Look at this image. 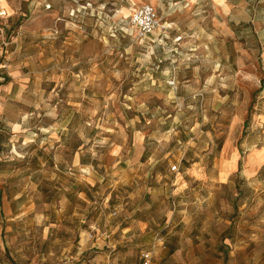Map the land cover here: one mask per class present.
Returning a JSON list of instances; mask_svg holds the SVG:
<instances>
[{"label": "rangeland", "instance_id": "obj_1", "mask_svg": "<svg viewBox=\"0 0 264 264\" xmlns=\"http://www.w3.org/2000/svg\"><path fill=\"white\" fill-rule=\"evenodd\" d=\"M261 145L264 0H0V264H264Z\"/></svg>", "mask_w": 264, "mask_h": 264}, {"label": "built area", "instance_id": "obj_2", "mask_svg": "<svg viewBox=\"0 0 264 264\" xmlns=\"http://www.w3.org/2000/svg\"><path fill=\"white\" fill-rule=\"evenodd\" d=\"M3 15L5 12L2 13ZM130 21L137 30V35L140 38H147L150 36L158 27L159 20L155 8L150 4H143L138 8H134ZM176 169V166L172 167ZM153 260V249L142 252L139 257V261L134 264H152ZM107 264H115L114 262H109Z\"/></svg>", "mask_w": 264, "mask_h": 264}, {"label": "crops", "instance_id": "obj_3", "mask_svg": "<svg viewBox=\"0 0 264 264\" xmlns=\"http://www.w3.org/2000/svg\"><path fill=\"white\" fill-rule=\"evenodd\" d=\"M259 118H260V115L257 116L258 122H259ZM22 123H23L22 119L12 122V125L15 126V128H18L12 132L13 133L25 132L23 130L24 128L22 126ZM28 140H29V142H31L33 139L29 138ZM239 158H240V156H238L236 158V162H235L236 170H237ZM173 166H175V165H172V167ZM262 167H264V145L257 146L253 149H250V150H248V148H247V150L245 151V156L243 158V170H242V172L244 174H248V175H255V174H257V172ZM172 170H174V169L172 168ZM109 262H114V261L107 260L106 264ZM114 263L117 264L116 262H114ZM152 264H154V262H152Z\"/></svg>", "mask_w": 264, "mask_h": 264}, {"label": "trees", "instance_id": "obj_4", "mask_svg": "<svg viewBox=\"0 0 264 264\" xmlns=\"http://www.w3.org/2000/svg\"><path fill=\"white\" fill-rule=\"evenodd\" d=\"M262 86V85H261Z\"/></svg>", "mask_w": 264, "mask_h": 264}]
</instances>
